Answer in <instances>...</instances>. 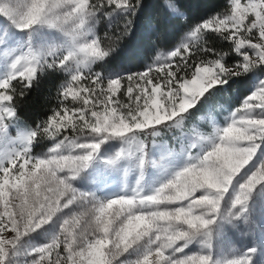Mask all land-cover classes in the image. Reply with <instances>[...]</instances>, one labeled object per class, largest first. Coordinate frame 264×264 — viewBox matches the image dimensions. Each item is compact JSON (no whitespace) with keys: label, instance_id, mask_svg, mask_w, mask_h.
<instances>
[{"label":"snow or ice","instance_id":"snow-or-ice-1","mask_svg":"<svg viewBox=\"0 0 264 264\" xmlns=\"http://www.w3.org/2000/svg\"><path fill=\"white\" fill-rule=\"evenodd\" d=\"M143 4L144 0H6L0 5V15L22 31L47 26L68 38L60 50L49 47L17 59L12 74L0 80V134H6L9 120L15 118L14 81L30 87L38 65L68 71L71 78L63 86L61 102L71 97L80 104L74 109L65 105L21 136L20 150L0 154V264H12L25 248L31 257L27 264H213L203 251L190 254L185 249L198 237L210 249L213 226L239 218L254 191L264 185L262 80L223 126L201 136L199 145H191L199 147L198 154L184 153L151 187L142 186L149 164L160 166L151 161L143 137L182 128L190 109L213 97L218 85L231 87L233 77L264 65V0H227L223 13L197 25L175 50L157 55L146 71L110 76L94 72L91 65L103 61L132 33ZM163 5L169 13L181 14L178 0H165ZM104 13L124 14L123 28L112 33L108 46H102L103 40L89 28V21ZM162 23L157 15L149 26L156 29ZM206 32L229 42L241 59L225 63L228 53L200 43ZM69 129L74 138L62 135ZM45 136L54 146L42 158L34 157L31 145ZM114 139L123 147L104 158L101 147ZM126 161L138 172L131 188L103 194L74 186L93 165L115 170ZM229 195L231 208L225 211ZM54 222L58 228L49 242L26 244L25 237ZM228 264L251 261L241 257Z\"/></svg>","mask_w":264,"mask_h":264},{"label":"rangeland","instance_id":"rangeland-1","mask_svg":"<svg viewBox=\"0 0 264 264\" xmlns=\"http://www.w3.org/2000/svg\"><path fill=\"white\" fill-rule=\"evenodd\" d=\"M5 2L6 0H0V5H3ZM169 2L172 1L169 0ZM180 13L181 14L173 13L172 15L185 19V14L181 10ZM102 19H106L107 22L111 24L120 19L121 27L123 28V13H114L111 15L107 13L98 14L97 17L89 21V28L96 38H98V27ZM196 26L197 25L190 27L173 48L158 51L146 65V68L141 71L130 72L119 69L116 71L98 73L102 76H110L113 73L129 75L146 71L147 66L155 61L157 55H167L175 50L183 40L188 38V34ZM208 33L211 32H206L201 38V44ZM67 39L68 38L64 36L63 33L56 29L48 28L47 26H38L31 32L22 31L13 25L6 17L0 15V80L7 79L12 74L13 69L11 65L17 59L22 57L27 59L30 53H39L49 47H55L60 50ZM234 55L235 64L241 57L237 56L235 53ZM48 59L51 60V57H48ZM103 61L93 63L91 65L92 70L94 71V66L97 63ZM37 67L39 69L41 66L38 65ZM42 67H48V65L44 64ZM61 70L67 76V81L63 84L64 86L70 80L71 76L68 71ZM155 74V72L152 73V75ZM247 76H250V79L246 84V82L242 81V77ZM262 80H264V65H258L244 76L233 77V79L229 81L231 87L227 84L218 85V90L213 97L207 102L197 104L194 108L190 109L192 113L191 117L185 122L182 128L165 129L156 137L150 135L143 137L148 146L151 161L160 166L154 167L152 163L149 164L145 172V181L142 186L146 189L151 187L152 181L163 172L164 168L168 167L178 157L182 159L184 153L190 151L193 155L198 154L199 147L191 148V145H199L202 143L200 139L201 136L212 135L217 127L223 126L229 113L241 107L242 100L249 95L256 84ZM82 83H87V81H82ZM63 86L61 87V92ZM121 92H123V89ZM118 96L122 101L126 102L127 98L125 96L121 94H118ZM65 102L69 108L74 109L80 106L78 102H73L71 97ZM32 130L33 129L26 128L21 124L15 114V118L8 122L6 134H0V154H7L20 150L23 147L20 142V137ZM145 131L151 130L148 129ZM62 135H68L70 138H74L75 134L69 129L67 132H63ZM45 138L48 137L45 136L40 138V142L42 143ZM50 141L51 145L49 148L39 154L33 153V145H31L32 155L42 158L43 155L47 154L49 149L54 146V142L51 139ZM121 147H123V145L120 140H111L101 147L102 156L104 158H111ZM124 147L127 150L128 146ZM131 147L134 148L135 145ZM137 179L138 172L132 161L122 163L115 170H106L99 164H96L82 173L74 186L82 190L100 191L103 192V194H107L117 192L125 186L131 188L135 185ZM196 195L198 196L200 193L198 192ZM230 201L231 195L226 197L224 203L225 211L231 208ZM64 211L68 212L67 209ZM45 227L46 229H40L32 233L30 237H25L26 244L28 246H38L49 242L51 235L56 232L58 224L54 222ZM203 240L204 238L198 237L187 249H185V252L191 254L203 251L212 257L213 264H217V262L218 264H228L229 261L240 259L241 257H246L251 261V264H264V185L259 186L254 191L247 205V211L239 215V218L229 217L226 220L218 221L217 224L213 226L211 238L212 246L210 249L204 247ZM27 250V248L21 249L19 254L13 257L12 264H27V261L31 260V257H27L25 254ZM121 259H124V257H121Z\"/></svg>","mask_w":264,"mask_h":264},{"label":"trees","instance_id":"trees-1","mask_svg":"<svg viewBox=\"0 0 264 264\" xmlns=\"http://www.w3.org/2000/svg\"><path fill=\"white\" fill-rule=\"evenodd\" d=\"M175 2V0H170ZM165 0H144L142 9L137 13L132 33L119 41V47L112 52L103 62L94 66L95 72L106 71H130L138 72L146 68V65L158 51L173 48L192 26L198 25L209 18L223 13L226 10L227 0H178L180 10L186 18L174 16L164 7ZM162 18L163 23L159 28L149 26V21L156 16ZM121 20L113 24L102 19L98 27V38L103 40L102 46L111 43L109 37L112 33L121 30ZM202 45L212 47L217 52L228 53L225 63L232 65L235 59L229 42L221 40L215 33H208ZM207 58H212L207 55ZM250 76L242 77V81L248 82ZM67 81V76L58 67H40L31 82L30 87H24L22 80L14 81L15 96L12 107L17 119L26 128L35 130L62 109L66 102L61 95V87ZM33 144V153L39 154L46 151L51 145L48 138L42 143L38 138Z\"/></svg>","mask_w":264,"mask_h":264}]
</instances>
